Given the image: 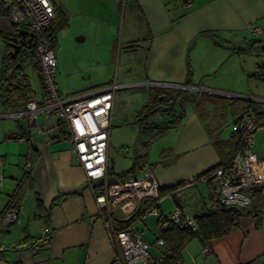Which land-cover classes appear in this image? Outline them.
Wrapping results in <instances>:
<instances>
[{
	"label": "crops",
	"instance_id": "1",
	"mask_svg": "<svg viewBox=\"0 0 264 264\" xmlns=\"http://www.w3.org/2000/svg\"><path fill=\"white\" fill-rule=\"evenodd\" d=\"M51 2L54 7H62L68 16L66 28L72 26V20L78 23L76 38L88 43L81 52L84 65L95 64L99 68L84 69L89 79L70 87L69 90L76 91L67 96L114 81L120 87L113 96L111 127L115 124L117 129L126 120L119 112V99L124 93L118 94V89L137 91L139 102L130 111L136 135L135 113L146 101L149 86L184 88L194 100L185 105L178 125L156 139L146 152L139 141L147 157L139 174L133 175H140L146 167L152 172L159 189L164 191L157 206L159 214L167 215L179 205L193 219L210 207L212 192L221 200L212 181L203 173L232 155L238 141L236 120L247 112L264 110V27L259 25L264 20V0H128L130 14L123 34L122 64L117 63L114 73L111 66L116 46L117 0ZM137 25L142 27L138 34ZM253 27H259L260 33H255ZM202 32L214 36L201 35ZM57 36L56 33L53 53ZM188 68L190 84L185 83ZM31 70L34 72L32 67ZM34 73L38 87L33 86L27 73L29 95L39 101L44 89L37 72ZM202 93L206 95L200 96ZM7 117L14 121L0 122V211L6 208L21 179L23 196L18 219L7 225L0 223V264H110L114 251L104 220L70 142L58 137L59 131L53 127L55 115L44 122L40 116L42 132L31 130L22 118L7 116L0 105V119ZM109 146L110 143L108 168L113 171ZM253 150L262 160L256 168L262 175V115L257 119ZM12 156H16L19 169L14 167L15 163L5 165ZM25 156L32 164L29 169L23 167ZM185 180L190 182L185 185ZM255 187H261L258 215L250 202L244 207L247 213L226 235L211 238L207 243L193 238L184 253L194 261L201 257L205 264L259 261L264 256V183ZM43 225L51 228V241L47 246L33 248ZM194 241L197 244L188 247Z\"/></svg>",
	"mask_w": 264,
	"mask_h": 264
},
{
	"label": "built area",
	"instance_id": "2",
	"mask_svg": "<svg viewBox=\"0 0 264 264\" xmlns=\"http://www.w3.org/2000/svg\"><path fill=\"white\" fill-rule=\"evenodd\" d=\"M3 1L8 2V22L34 33L33 43L27 53L37 62L44 89L39 101L29 98L22 108L6 115L24 119L28 127L37 132L43 130L39 122L41 115L43 122L50 115H55L53 127L59 131L58 137L70 142L84 170L85 182L93 193L98 213L104 220L106 234L114 251L110 264H158L168 255L163 238L157 236L152 244L143 239L133 227L116 229L114 219L129 217L144 197L156 200L150 213L158 214L159 230L169 224L188 226L193 223V219L185 215L179 205H175L167 215L159 214V186L147 167L140 175H131L123 181H109L107 150L111 111L114 92L120 86L113 81L86 92L63 97L55 81L56 59L51 46L54 37L50 32L55 10L51 0H0V4ZM252 30L255 33L261 31L259 27H253ZM259 115L264 116V110L247 112L241 117L235 126L240 133V146L234 156L227 164L214 167L204 175L212 181L221 201L226 205L244 208L251 202L254 187L264 183V173L260 175L256 170L262 160L253 150L254 131ZM31 165L28 156H25L23 167L29 169ZM189 182L190 180H185L183 183L187 185ZM18 213V207L0 211V223L7 225L15 222ZM51 236V228L43 225L41 235L32 243V247L49 245ZM153 245L162 247L154 257L151 254ZM206 249L204 247V251Z\"/></svg>",
	"mask_w": 264,
	"mask_h": 264
},
{
	"label": "trees",
	"instance_id": "3",
	"mask_svg": "<svg viewBox=\"0 0 264 264\" xmlns=\"http://www.w3.org/2000/svg\"><path fill=\"white\" fill-rule=\"evenodd\" d=\"M7 4V1H3L0 4V12L7 13ZM54 10L55 19L51 25L50 32L55 39L57 30L63 29L68 25V16L59 7L55 6ZM58 16H61V19L58 20ZM12 26V32L14 33L18 26ZM20 27H22V25ZM12 32L4 35V43L6 44V47L0 63V105L6 113L22 108L30 98L29 91L31 86L28 74L25 71V66L27 64H30L34 72H37L40 82L42 83L37 62L32 55L27 53V50L31 47H21L16 53L13 52L14 49L8 42V36L13 34ZM201 35L210 37L214 36V34L210 32H202ZM53 44L54 41L51 42V46ZM190 75L191 69L188 68L187 79L185 81L187 84L191 83ZM202 95L204 96L206 94H200V96ZM191 101L194 100L189 97V93L184 88L163 85H152L147 88V99L135 113V122L138 126L137 138L141 142L145 152L156 139L162 137L171 128L178 125L183 116L185 105ZM162 115L167 116L162 118ZM240 119L241 118L236 120V125ZM235 134H237L238 141L232 155L227 160L221 161L214 167L227 164L234 156L240 146V133L236 128ZM133 169L134 166H131L127 170L119 173L108 169L109 181H123L127 177L133 175L135 172ZM211 169L204 172L203 175L207 174ZM22 180L23 179L16 184V187L9 196L6 208H4L2 212L9 210L8 208L10 207H19L23 196ZM260 191L261 187H254L252 192L251 203L253 204L255 215H258L260 212ZM162 192L164 191L158 189V198L162 196ZM155 201L156 200L151 197L142 198L139 201L137 208L129 217L124 219H114L113 223L115 228L124 229L132 227L137 219L142 218L143 215L149 213L150 210L155 207ZM245 213H247V211H245L244 208L226 205L216 197L214 192H212L210 196V207L204 212L194 215L192 224L188 226L169 224L162 230L158 229L156 237L160 236L163 238L168 250V255H166L158 264H181V253L191 239L198 238L202 243H207L211 238L226 235L231 227L236 225L239 218ZM259 261L253 260L246 264H264V256H262Z\"/></svg>",
	"mask_w": 264,
	"mask_h": 264
},
{
	"label": "rangeland",
	"instance_id": "4",
	"mask_svg": "<svg viewBox=\"0 0 264 264\" xmlns=\"http://www.w3.org/2000/svg\"><path fill=\"white\" fill-rule=\"evenodd\" d=\"M117 4L118 5L116 10L118 14V21L117 34L115 39L116 46L113 57V65L111 66L112 73H114V71L116 70L117 63L119 65L122 64V55L124 52L123 34L127 22L126 17L128 14H130L128 0H117ZM58 17V20L61 19V16ZM261 22L259 23V25L264 27V20H262ZM77 24L78 23L76 22V20H72V26L70 28L65 27L63 29L57 30V44L54 48L55 57L57 59V71L55 73V80H57L59 84V90L62 93L63 97L76 91L69 90L70 87L82 85L86 79H89V75L84 72V69H88L91 67L94 71L99 70V68L96 67L97 65L95 64L89 65L88 63H86L88 65L85 66V62L83 63V55L81 54L83 50L82 47L88 43L83 41L79 42V38H76L79 35L78 33H76V29L79 28ZM12 31L13 26L8 22L6 14L4 12H0V63L6 47V44L4 43V35L10 34ZM138 31H142V27L140 28V25H137V34ZM25 68V71L30 75L31 80H33V86L37 88L38 85L37 81L35 80V73L31 70V65L27 64ZM117 92L118 94L124 93L119 99V112L123 118L125 117L126 120L125 124L121 127H118L117 129L115 124H113V126L111 127V134L109 139V164L113 171L116 173L122 172L124 170H127L131 166H134V173L139 174L137 172L140 171L141 166L144 162L143 160L147 157V155L141 150L140 142L136 135V129L131 123L133 117L130 111H132V109L139 102V100H137L138 94L136 93V90L132 91V89H123L121 91H119L118 89ZM129 94H133L131 95L132 97H129ZM53 119L54 118H52L51 120ZM2 121L8 124L9 122L13 123L14 119L13 117H7L4 119H0V122ZM10 156L11 155H9V158ZM15 158L16 156H12V158L8 160L5 165L11 166V163H15L14 167L19 169L17 163L14 160ZM163 206H165L164 203ZM133 227L141 234L142 238L152 244L154 243L156 235L158 234L157 216L155 214L146 213L142 218L137 219L134 222ZM195 242L197 241L190 242L188 244V247L193 248L194 244H197ZM160 249H162L161 246L153 245L151 249L152 256L154 257L159 254ZM181 262L182 264H205L204 261H202L201 257H197L194 261L189 256H187V253H184V251L182 253ZM133 264L144 263L136 262Z\"/></svg>",
	"mask_w": 264,
	"mask_h": 264
},
{
	"label": "water",
	"instance_id": "5",
	"mask_svg": "<svg viewBox=\"0 0 264 264\" xmlns=\"http://www.w3.org/2000/svg\"><path fill=\"white\" fill-rule=\"evenodd\" d=\"M16 32L17 35H21V37L25 38V41L20 40L19 43H15L14 38L10 39L11 45L14 49L13 50L14 53H16L21 46L30 47L33 43V38H34V33L25 28H17Z\"/></svg>",
	"mask_w": 264,
	"mask_h": 264
},
{
	"label": "flooded vegetation",
	"instance_id": "6",
	"mask_svg": "<svg viewBox=\"0 0 264 264\" xmlns=\"http://www.w3.org/2000/svg\"><path fill=\"white\" fill-rule=\"evenodd\" d=\"M12 33H13V32H12ZM13 38L15 39V40H14L15 43H19L20 40H21V41H25V38L21 37V35H17L16 30L14 31L13 34H11V35L8 36V42H9L10 44H11L10 39H13ZM11 47H12V45H11ZM21 47H24V46H21ZM21 47H20V48H21ZM26 48H29V47H26Z\"/></svg>",
	"mask_w": 264,
	"mask_h": 264
}]
</instances>
